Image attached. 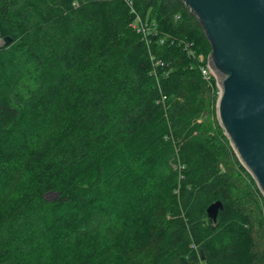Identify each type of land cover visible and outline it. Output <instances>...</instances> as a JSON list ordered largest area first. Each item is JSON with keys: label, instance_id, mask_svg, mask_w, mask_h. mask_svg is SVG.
Listing matches in <instances>:
<instances>
[{"label": "trees", "instance_id": "16d2710c", "mask_svg": "<svg viewBox=\"0 0 264 264\" xmlns=\"http://www.w3.org/2000/svg\"><path fill=\"white\" fill-rule=\"evenodd\" d=\"M134 1L150 44L121 0H0V264H264L217 169L225 135L197 121L203 26L181 0Z\"/></svg>", "mask_w": 264, "mask_h": 264}, {"label": "water", "instance_id": "95a60500", "mask_svg": "<svg viewBox=\"0 0 264 264\" xmlns=\"http://www.w3.org/2000/svg\"><path fill=\"white\" fill-rule=\"evenodd\" d=\"M203 26L217 79L216 117L264 199V0H181ZM3 44L11 37L1 38ZM223 202L207 206L212 223Z\"/></svg>", "mask_w": 264, "mask_h": 264}, {"label": "rangeland", "instance_id": "374dc122", "mask_svg": "<svg viewBox=\"0 0 264 264\" xmlns=\"http://www.w3.org/2000/svg\"><path fill=\"white\" fill-rule=\"evenodd\" d=\"M128 1L133 2L132 5H133V8L135 9V5H134L135 1L134 0H128ZM127 3L128 2L123 1V5L129 8ZM153 10L154 9H149L148 13L152 15L151 13ZM139 15L141 16V18H143L142 14H139ZM178 15H179L178 13L177 14L175 13L173 16L176 22H179L181 20L180 16L178 17ZM132 24H133V17L130 22L131 27H133ZM163 33H165V31H163ZM139 35L142 38L143 35L142 34H139ZM166 35H169V34L165 33V36ZM165 36L162 37L161 39L167 38ZM149 39L150 37H148V41ZM161 39H160V42L163 43L164 41H162ZM150 42L151 41H149L148 43L150 44ZM186 43H190V42H185L183 49L185 48ZM1 44L3 45V42H2V39L0 38V45ZM196 48H198L201 51L204 50V52H206V56H209V54L211 53L210 52L211 49L208 50V48H206L203 45V43H197ZM185 52L188 53L187 49ZM188 55H190V57L193 56L190 53H188ZM175 57H177V55ZM210 89L211 91H208L211 94L210 97L212 100L210 104V110H206L205 113L201 114L197 121L199 123L202 122L203 126L201 130L206 135L208 134L211 136L212 139H209V141L211 142V140H213L215 137L221 136V133L219 132L220 125H219V120H217L216 110H215L216 109V106H215L216 99L219 93H218L217 87L216 89L210 87ZM223 140L221 142L223 143L224 146L225 144L230 146L229 141L226 138H223ZM224 160H225V163L224 162L218 163L217 165L218 172L231 174L229 177V184L226 186L228 190V196L231 199H235L239 207L245 208L246 211L251 214L252 223L254 227L252 238H253V241L255 243L257 250L260 251L261 249H264V199L260 191L258 190L259 189L258 186H256L254 181L252 180L251 174L247 173L244 169L242 170L239 167L241 162L237 159V155L234 152L232 146H230V149L228 151V156L224 157ZM54 196L55 194L49 196V199H53ZM213 224L214 223H212V225ZM114 227L116 226L111 222V220H109L108 222H106V225L104 227V232L107 233L109 232V230H112ZM191 246L196 250V253L199 255V251L197 247L198 245L192 243ZM146 254L147 252L145 250L137 251L136 256H135V261L132 264H148V262H150V257L146 256ZM191 264H202V260L199 259L195 262H192Z\"/></svg>", "mask_w": 264, "mask_h": 264}, {"label": "built area", "instance_id": "2783aa9c", "mask_svg": "<svg viewBox=\"0 0 264 264\" xmlns=\"http://www.w3.org/2000/svg\"><path fill=\"white\" fill-rule=\"evenodd\" d=\"M128 2V6H129V10L130 12L134 15L133 17V24L132 26L137 30L138 34H142V38L143 40L148 41V37L149 35L152 34L153 32V28L151 26H149V24L143 19L141 18V16L137 13V11L133 8L132 5V1H128V0H123ZM163 41V39H161ZM192 44L191 43H186L185 44V48L187 49L188 53H190L191 55H195V53H193L192 50ZM199 66V72L201 74V77L206 80L207 85L209 87H212V83L215 80V86L217 87V90L219 91L218 85H217V79L215 77V75L213 74V72L211 71V67L208 65L207 62V56H205V58L201 61V63L198 64Z\"/></svg>", "mask_w": 264, "mask_h": 264}]
</instances>
